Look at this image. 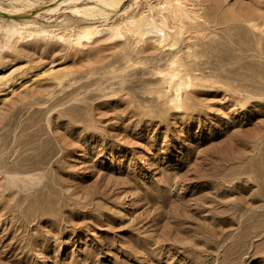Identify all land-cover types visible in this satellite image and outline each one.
<instances>
[{"label": "rangeland", "instance_id": "rangeland-1", "mask_svg": "<svg viewBox=\"0 0 264 264\" xmlns=\"http://www.w3.org/2000/svg\"><path fill=\"white\" fill-rule=\"evenodd\" d=\"M117 2L0 15V264H264V0Z\"/></svg>", "mask_w": 264, "mask_h": 264}, {"label": "bare ground", "instance_id": "bare-ground-1", "mask_svg": "<svg viewBox=\"0 0 264 264\" xmlns=\"http://www.w3.org/2000/svg\"><path fill=\"white\" fill-rule=\"evenodd\" d=\"M82 0H57V2H55V4L53 5L52 3L51 4H47L43 7H39L37 8L35 11L29 13V17H27L28 20H31L32 18L34 17H37L39 15H41V13H51V12H54L56 10H58V7L60 5H70L72 6V9L71 11L77 15H81V16H84V17H91L92 13H93V10L96 11V9H94V7L91 5H86V6H78V3L81 2ZM87 1H90V2H95L94 4H97L98 6H100V8H102L103 10L108 8H118L120 5L119 3L117 2V0H87ZM120 1V0H119ZM130 2V1H129ZM98 6H95V7H98ZM122 6V5H121ZM122 8V7H121ZM99 9V8H98ZM115 10V9H114ZM100 11V10H99ZM21 13V10L20 8L18 9H15V10H11V11H6L4 10L3 8H1L0 6V15H22L20 14ZM130 26H132V23L133 24H138V26H136V28H134L135 26H133L132 28H134V30H138V27H139V30L138 32L140 33V35L143 37L144 34L146 33H149L150 31H158L157 32H161V29L157 26H152V24L148 27V28H141L140 29V23H143V24H149V22L147 21V19L145 18V16H141L139 19H130L128 20ZM127 21V22H128ZM125 23V22H124ZM126 24V23H125ZM126 24V26H127ZM136 24V25H137ZM155 24V23H154ZM123 25V24H122ZM129 27V26H128ZM95 29V28H94ZM111 29V28H110ZM109 29V30H110ZM126 29V28H125ZM131 29V27H130ZM160 29V31H159ZM133 30V29H132ZM112 31V30H111ZM118 31V29H117ZM92 32V29L91 28H86L84 29L81 33H78L76 38H79V37H84V38H88L89 35L93 34L91 33ZM113 33V32H112ZM118 33V32H117ZM75 35V34H74ZM175 75V74H173Z\"/></svg>", "mask_w": 264, "mask_h": 264}, {"label": "water", "instance_id": "water-1", "mask_svg": "<svg viewBox=\"0 0 264 264\" xmlns=\"http://www.w3.org/2000/svg\"><path fill=\"white\" fill-rule=\"evenodd\" d=\"M8 17H11V18H15V19H18V18H26V17H29V14H22V15H8Z\"/></svg>", "mask_w": 264, "mask_h": 264}]
</instances>
